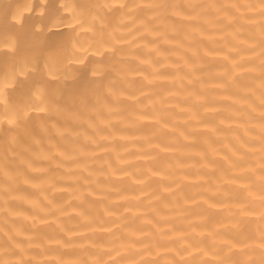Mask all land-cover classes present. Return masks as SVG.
<instances>
[{
    "label": "bare ground",
    "instance_id": "1",
    "mask_svg": "<svg viewBox=\"0 0 264 264\" xmlns=\"http://www.w3.org/2000/svg\"><path fill=\"white\" fill-rule=\"evenodd\" d=\"M0 264H264V0H0Z\"/></svg>",
    "mask_w": 264,
    "mask_h": 264
}]
</instances>
